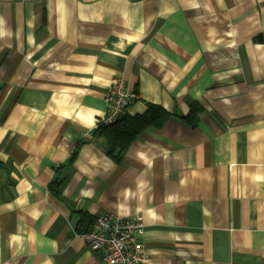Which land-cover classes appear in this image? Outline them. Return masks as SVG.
<instances>
[{
    "label": "crops",
    "instance_id": "crops-1",
    "mask_svg": "<svg viewBox=\"0 0 264 264\" xmlns=\"http://www.w3.org/2000/svg\"><path fill=\"white\" fill-rule=\"evenodd\" d=\"M116 78L171 114L120 161ZM106 213L142 217L145 264H264V0H0V264H104Z\"/></svg>",
    "mask_w": 264,
    "mask_h": 264
},
{
    "label": "built area",
    "instance_id": "built-area-1",
    "mask_svg": "<svg viewBox=\"0 0 264 264\" xmlns=\"http://www.w3.org/2000/svg\"><path fill=\"white\" fill-rule=\"evenodd\" d=\"M139 99L123 78H116L105 93L106 111L98 122L112 125L126 115L129 106ZM143 220L140 216L98 215L91 229L84 233L87 246L99 254L104 264H145Z\"/></svg>",
    "mask_w": 264,
    "mask_h": 264
},
{
    "label": "trees",
    "instance_id": "trees-1",
    "mask_svg": "<svg viewBox=\"0 0 264 264\" xmlns=\"http://www.w3.org/2000/svg\"><path fill=\"white\" fill-rule=\"evenodd\" d=\"M203 112L204 107L200 103L194 102L189 114L183 116V119L188 124L197 126ZM170 116L171 114L163 107L150 104L147 112L143 115L131 116L126 114L112 125L99 124L95 135L102 140L108 154L116 161H120L130 145L143 131L149 127H162ZM73 159L74 157L71 161ZM60 185L61 183L58 181L52 183V187L57 190ZM86 221L87 215L85 214L81 217L80 223ZM89 230L90 228L86 232Z\"/></svg>",
    "mask_w": 264,
    "mask_h": 264
}]
</instances>
